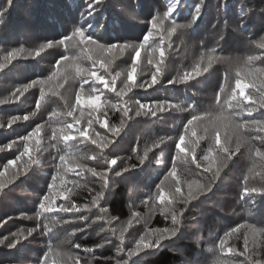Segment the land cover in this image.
<instances>
[{"label": "trees", "instance_id": "1", "mask_svg": "<svg viewBox=\"0 0 264 264\" xmlns=\"http://www.w3.org/2000/svg\"><path fill=\"white\" fill-rule=\"evenodd\" d=\"M170 2L102 0L95 13L96 23L105 25L98 31L101 42H138L150 27L147 22L153 15L166 11ZM183 2L186 6L178 15V24L191 22L195 6L201 5L200 18L192 27L177 30L171 36L163 33V45L157 34L150 47L140 50L135 83L150 82L153 73L157 74L158 83L146 90L136 87L117 96L94 80L81 88L83 81L76 75V68L96 70L110 84L115 80L119 91L127 80L131 50L123 55L115 50L111 54L102 53L95 46L73 42L67 51L64 46H53L37 54L40 45L59 40L72 31L86 7L85 0H12L10 7L7 0H0V10L7 7L0 23V63L4 62L8 51L25 50L0 70V172H4L0 182L5 185L0 190V239H11L12 233L23 230L15 248L0 245V264H37L45 253H48V264L77 261L78 264L88 261L117 264L118 260L127 258L126 252L117 251L118 236L124 228H127L123 233L125 249L133 248L139 236L146 233L152 240L160 235L167 237L160 247L133 257L129 264H215L217 257L225 264H264V235L243 227L225 237V232L238 225L264 229V195H243L245 187L264 188V158L255 155V149L264 145V133L256 131L254 125L236 132L209 126L216 110L235 88L236 79L249 85L245 95L253 96L258 109L252 117L244 112L236 121L264 120V108H259L264 93V47H261L264 45V0ZM164 24L170 26L169 21ZM160 47L165 53L163 62ZM90 48L93 50L89 51ZM64 56L69 59L63 60ZM249 56L258 59L249 62ZM93 61H96L95 66ZM101 61L107 67H101ZM197 64L200 75H196ZM205 68L207 71L203 70ZM185 74L190 78L180 79ZM169 80L176 82L169 84ZM32 81L38 83L25 90L24 86ZM221 87L225 88L224 92H219ZM236 91L241 102L236 111L253 104L240 97L238 89ZM77 92L84 99L90 95L101 96L98 110L87 104L76 105L73 116L79 124L67 116ZM217 93L220 104L216 101ZM136 100L149 102L153 108L156 105L151 102L168 103L166 110L157 111L156 116L144 115V110L136 115ZM113 104L116 107H112ZM125 108L131 109L127 116ZM193 115L201 119L193 121L185 130ZM24 116L28 119L9 125L13 117ZM89 121L93 122L91 126ZM105 121L107 127L102 126ZM67 123L74 125L69 134L75 139L65 142L59 138V131L53 139V129L58 130ZM37 125L43 126L38 135L27 141L20 139L34 132ZM77 128H87L89 137H80ZM113 130H116L115 135ZM180 135L185 136L184 153L175 147ZM217 135L220 144H216ZM93 139L100 144L113 142L101 150L92 143ZM238 141L243 143L239 152H235ZM26 145L30 151L16 159ZM222 147L230 148L233 154L217 176L214 173L219 161L225 159ZM60 155H65L67 162L59 169L50 199L45 202L53 211L37 217L41 198L49 194L51 178L57 174ZM205 155L208 160L203 159ZM93 156L95 159L91 158ZM174 157L177 174L172 177L169 172ZM141 158H144L143 164ZM106 159H117L113 168L129 170L120 176L109 172V187L104 190V198L93 206L92 197L101 190L103 181L86 168L81 171L79 165L95 168L99 173L108 167ZM182 159L187 162L183 163ZM9 160L15 163L8 165L5 171L4 165ZM200 186L207 188L201 191ZM161 190L163 201L159 199ZM61 204H87L90 211L81 208L77 213H64L59 210ZM81 215L88 216V220L74 219ZM173 215L178 218L176 224L172 221ZM54 220L72 222L53 224ZM130 220L131 226L128 225ZM44 224L49 225V230L43 228ZM32 228L37 230L28 235L27 230ZM81 228L84 230L78 231ZM173 228L178 229L175 236L163 231ZM221 238L225 240L222 248ZM104 240H111V244L96 247Z\"/></svg>", "mask_w": 264, "mask_h": 264}, {"label": "snow or ice", "instance_id": "2", "mask_svg": "<svg viewBox=\"0 0 264 264\" xmlns=\"http://www.w3.org/2000/svg\"><path fill=\"white\" fill-rule=\"evenodd\" d=\"M201 2H202V0H201ZM101 3H102V0H85L86 7L84 8L83 11H81L80 21L77 25H75L73 27L72 31L69 34H64L59 40H49L46 43L40 45L39 49L37 50V54H39V51H43V50H45L47 48H51L53 46H64L65 50L67 51L69 44H71L73 42H76L78 44H83L85 46H88V45L95 46V48L98 49L102 53L107 52V53L111 54L115 50V52L118 53L119 55H123L126 52H129V50H131V64H130L129 71L127 72V80L124 83V87L121 88L119 91L116 90L115 80H113L110 84L109 81L105 78V76L102 74H98V71H96V70H90V69L83 68V67H77L76 68V75L79 76L83 81V83L81 84V88H83V84H87V83H89L90 80H94L95 82L102 84L105 89H109V90L115 92L117 96H121V94L126 93V91L130 92V91H132L133 88H136V87H139V88L146 90L148 87H152L153 85L158 83L156 73H153L150 82L145 81V82L140 83V84L135 83L138 68H139V59L141 56L140 50L150 47V42H152L153 37L156 36L157 34H159L161 36L160 44L163 45V43H164L163 33H167L168 36H171V34L176 32L177 30L185 29V28H191L193 23H195V21L200 18V14H201V5L198 3L195 6L192 21L187 23V24H178L177 23L178 15H179L180 11L186 5H184L183 0H171V2L167 4L166 11H164L162 14L153 15L151 17V19L147 22L150 25V27H149L148 31L146 32V34H144L142 36V39L139 40L138 42H136L134 44H130L128 42L121 43L120 41L102 43L99 36H98V31L100 29H103L105 27V25L104 24H97L96 20H95V13L97 11V6L100 5ZM11 4H12V0H7V6L10 7ZM6 11H7V7L0 10V23H3V15ZM165 21L170 22L169 27H165V24H164ZM261 47H264V45H261ZM92 50L93 49H91V48L89 49V51H92ZM151 50L153 52L156 51L155 48H153ZM24 51L25 50L23 48L13 49L11 51H8L5 54L4 62L0 63V70H3L6 67L7 63L11 62V60H13V59H16L17 55L20 53H23ZM28 54L31 55V52L29 51ZM159 54L161 57V62H163V58L165 55L163 47H160ZM62 59L66 61L69 59V57L64 56V57H62ZM112 59L113 60L115 59V55L112 56ZM255 59H258V57H255V56H249L248 57L249 62L252 60H255ZM149 62L151 63V60ZM57 63H59V61ZM100 63H101V67H107L105 62L101 61ZM108 63L110 64L111 61H109ZM211 63H212V58L209 57L208 65L211 66ZM95 64H96V61H93V66H95ZM196 69H197L196 75H200L199 64H197ZM203 70L207 71V68H205ZM159 71H160L159 66H157V73ZM119 75H120V73L117 72L116 76H119ZM189 78L190 77L187 74L180 77V79H183V80H187ZM67 79L68 78L65 77V80H67ZM175 82H176L175 80H169L168 81L169 84H172ZM37 83H38V81H32L30 84L25 85L24 89L27 90V88H30V87L36 85ZM252 86L254 87L255 85H252ZM247 87H249L248 84L243 83L240 79H236L235 88L231 90L230 96L223 101V104L216 110V114L214 115V117L209 121L210 128L218 129L220 127H223L228 132H236L242 128H247L249 125H254L256 127V131L264 133V120L253 118V119L245 120L243 123H238L236 121V118L241 117L244 114V112L247 113L248 117H252L253 112L258 110L257 107L255 106V101L253 100V96L245 95V89ZM237 89L239 90V96L240 97H243L244 100H246V101H253V104L243 106L241 108V111H236L237 107H241V102L238 100V96H237V91H236ZM17 91H19V89ZM94 91H95V89H94ZM224 91H225V88H223V87H221L219 90V92H224ZM41 99H43V93L41 94ZM220 99H221L220 95H219V93H217L216 101L218 104H220ZM100 101H101L100 95H95V96L90 95L87 97V99H84L83 95L80 92H77L75 95V104L69 106L70 110L67 112V116L73 117L75 122L77 124H79V121L76 120V118L73 116V112L75 111L76 105L87 104L91 108L98 110L100 108ZM232 101H236L237 103L233 104ZM134 103L136 105H138L136 112H135L136 115H141L142 114L141 110H144L143 111L144 115L156 116L157 111L166 110L165 105L168 102L167 101L151 102L152 104L156 105L155 108L150 107L149 102L141 103L139 100H136ZM37 107H39V101H37ZM112 107H116V105L113 104ZM259 108H264V93H262V95H261V99L259 101ZM130 110L131 109L125 108L124 109V115L127 116L128 111H130ZM34 114L35 113H32V115H34ZM262 114H264V113H262ZM54 115H55V113H54ZM19 119H28V116H24L23 118L13 117L12 120L9 121V125L12 122L19 120ZM200 119H201L200 116L193 115L191 117V119H189L187 121V124L185 125V130H187L188 125H192L193 121L200 120ZM92 123H93L92 121H89L88 122L89 126H91ZM97 123H99V121H97ZM122 123H123V121H122ZM102 126L107 127V122L105 121ZM42 127H43L42 125H37L34 132L30 133L28 136L21 137L20 139L23 141L29 140V138L31 136L38 135L40 133ZM73 127H74V125L72 123H67L64 127H61L58 130L53 129V139L57 138L56 137L57 131H59V133H60L59 138L65 142L75 139V136L69 134V130L73 129ZM76 132L79 134L80 137H84V138L89 137V133H88L87 128H83V129L77 128ZM113 132L115 135L116 130H113ZM192 135L194 136L195 132H193ZM112 142L113 141H108L106 143L100 144V143H98L97 140H95V139L92 140V143L96 144L97 147H99L101 150H103V148H106L108 146V143H112ZM184 142H185V136L180 135L179 141L175 144V147L181 153L186 152ZM37 143H39V141H37ZM242 143H243V141L237 142L236 147H235V152H239ZM216 144H220L219 135L216 136ZM10 146L11 145H8V147H10ZM262 148H264V145H262V147H257L255 149V155L257 157L264 158V150H262ZM29 151H30V149L26 145L25 151L21 152L20 156H17L16 159H20V157L23 156L25 154V152H29ZM209 151L211 152V150H209ZM222 151L225 153V159H222L219 161V166L217 167L216 172L214 173V175H217V176L219 175L220 168L222 166H224L226 159H230L231 155L233 154L232 150L228 147H222ZM145 156H146V153H145ZM91 158L95 159V156H93ZM195 159H196V157H195V155H193V160L195 161ZM203 159L208 160L209 159L208 155H205L203 157ZM59 161H60V164H58L56 166L58 169L57 174L52 176L51 183L48 186L49 194H45L41 198V201L39 203L40 211H38L36 213L37 217L43 215L46 212H52L53 211V208L50 207L45 202L49 201V199H50V192H51L53 186L55 185L58 176L60 175L59 169L62 168L63 165L67 162L66 156L60 155ZM143 162H144V158H141L140 163L143 164ZM182 162L186 163L187 161H186V159H182ZM14 163H15V161L9 160L7 162V164L4 165L5 171H7L8 165H11ZM105 163L108 165V167L105 170L100 171L99 173L97 172V170L95 168H87L85 165H79L81 171L85 170V168H86V170L88 172H90L94 177H98L101 181H103L101 190L96 192L95 195L92 197L91 203L93 206H97L99 204L100 200L104 198V190L108 189V187H109L108 173L111 172L115 176H120L124 172L129 170L128 168H119V169L113 168L112 166L117 165V159H106ZM197 166L199 167V164H197ZM133 167H135V166H133ZM205 170L209 171L210 169H205ZM176 174L177 173H176V165H175V157H174L172 169L169 172V175L172 177H175ZM3 175H4V172H0V177H2ZM77 175H79V173H77ZM165 179H167V176L165 177ZM245 179H246V177H245ZM73 183H75V182H73ZM161 183H163V181ZM4 186H5L4 183L0 182V190H2ZM157 187H159V185ZM206 188H207V186H200L201 191H203ZM65 190L70 191V189H65ZM176 192L177 193L180 192L179 187H177ZM252 193H258L259 195H264V188L257 189V188L245 187L243 189V195L244 196L251 197ZM159 199L161 201H163V199H164V194H163L162 190L160 192ZM81 208L88 209L90 211L89 205H87V204H84L81 206H77L76 204H71V206H66L64 204H61L59 210L64 212V213H68V212L77 213V212L81 211ZM104 211H106V209H104ZM181 215H182V213H181ZM74 219H78L80 221H86V220H88V216L81 215V216L74 217ZM172 221L174 224L178 223V218L176 215H173ZM70 222H72V221L71 220H63V221H55L54 220V221H52L53 224L70 223ZM93 222H95V221H93ZM131 223H132L131 220L128 221L129 226H131ZM39 227H40V225H37V228H39ZM243 227L249 228L253 233L259 232L261 235H264V229H257L254 225H238L237 228H233V229H230L229 232H225V237H227L230 234V232H235L239 228H243ZM43 228L45 230H49V225L44 224ZM36 230H37L36 228L28 229L27 234L31 235L32 232H34ZM83 230L84 229H82V228L78 229V231H81V232ZM126 231H127V228H124L121 231L120 235L118 236V239L120 240V246H118L117 251H118V253L126 252L127 258H122V259L118 260L117 264H129V262L133 259V257H139L141 255V253L145 252L148 249L160 247L161 241L163 239L167 238L164 235H160L156 239L152 240V239L148 238L147 233H146L144 235L139 236V238L136 241L135 246L133 248L125 249L123 246V243H124L123 233ZM163 231L169 233L170 236H175L178 229H176V228H173L171 230L165 229ZM115 234H116V230L113 229V235H115ZM22 236H23V230H20V232H18V233H12L11 239L9 237H4V238L0 239V245H4L5 247L10 248V249L15 248L16 244L19 243V240ZM24 238H26V237H24ZM224 243H225V240L223 238H221V240H220L221 248L223 247ZM105 244H111V240H104L102 243L97 244L96 247L103 248L105 246ZM76 247L79 248L80 245L77 244ZM85 251H90V250L85 249ZM37 264H48V253H45L44 257H42L40 260H38ZM74 264H78V261L74 262ZM87 264H91V262L88 261ZM215 264H225V262L220 260L219 257H217ZM257 264H259V262H257Z\"/></svg>", "mask_w": 264, "mask_h": 264}, {"label": "rangeland", "instance_id": "3", "mask_svg": "<svg viewBox=\"0 0 264 264\" xmlns=\"http://www.w3.org/2000/svg\"><path fill=\"white\" fill-rule=\"evenodd\" d=\"M10 206H13V204H11Z\"/></svg>", "mask_w": 264, "mask_h": 264}]
</instances>
